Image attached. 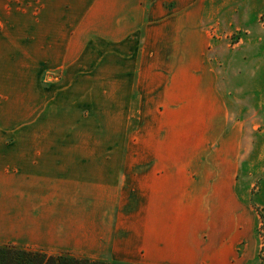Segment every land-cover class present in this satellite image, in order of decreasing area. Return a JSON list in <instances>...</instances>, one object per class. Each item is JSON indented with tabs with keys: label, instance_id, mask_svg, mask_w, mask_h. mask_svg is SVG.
<instances>
[{
	"label": "rangeland",
	"instance_id": "obj_1",
	"mask_svg": "<svg viewBox=\"0 0 264 264\" xmlns=\"http://www.w3.org/2000/svg\"><path fill=\"white\" fill-rule=\"evenodd\" d=\"M190 65L218 105L191 140L153 90ZM1 143L208 164L204 264H264V0H0Z\"/></svg>",
	"mask_w": 264,
	"mask_h": 264
},
{
	"label": "crops",
	"instance_id": "obj_2",
	"mask_svg": "<svg viewBox=\"0 0 264 264\" xmlns=\"http://www.w3.org/2000/svg\"><path fill=\"white\" fill-rule=\"evenodd\" d=\"M172 73L169 84L153 89L155 105L172 107L179 121L188 108L190 123L205 124L189 140L208 134L215 85L198 82L196 66ZM179 135L167 134L172 153L179 152ZM84 151L0 144V245L129 264L205 263L210 165L100 161L99 153Z\"/></svg>",
	"mask_w": 264,
	"mask_h": 264
},
{
	"label": "trees",
	"instance_id": "obj_3",
	"mask_svg": "<svg viewBox=\"0 0 264 264\" xmlns=\"http://www.w3.org/2000/svg\"><path fill=\"white\" fill-rule=\"evenodd\" d=\"M0 264H129L123 261H107L77 257L69 252L49 253L30 250L12 244L0 245Z\"/></svg>",
	"mask_w": 264,
	"mask_h": 264
}]
</instances>
